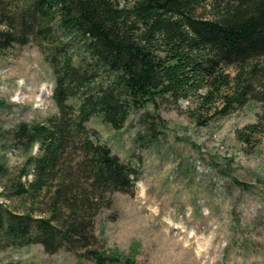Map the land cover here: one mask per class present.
Segmentation results:
<instances>
[{
	"label": "trees",
	"instance_id": "1",
	"mask_svg": "<svg viewBox=\"0 0 264 264\" xmlns=\"http://www.w3.org/2000/svg\"><path fill=\"white\" fill-rule=\"evenodd\" d=\"M29 43L51 71L56 112L7 131L22 160L15 172L0 162V197L17 203L0 201V248L90 243L96 212L113 192L132 191L135 169L88 117L117 129L159 101L205 125L264 103V0H0V56ZM158 119L142 112L133 140L151 143ZM263 130L257 113L234 134L251 148ZM89 255L104 264L102 253Z\"/></svg>",
	"mask_w": 264,
	"mask_h": 264
},
{
	"label": "rangeland",
	"instance_id": "2",
	"mask_svg": "<svg viewBox=\"0 0 264 264\" xmlns=\"http://www.w3.org/2000/svg\"><path fill=\"white\" fill-rule=\"evenodd\" d=\"M52 86L51 71L32 43L0 56V162L9 171L17 170L22 156L7 131L54 114ZM144 111L159 121L151 143L140 146L133 137ZM257 113H264V103L249 100L196 125L158 101L157 108L149 103L130 111L117 129L88 117L86 126L135 169L132 191L113 192L111 203L96 212L90 243L53 252L40 243L6 246L0 263L97 264L89 255L94 250L105 256L104 264H124V258L132 264H264V130L251 148L234 134Z\"/></svg>",
	"mask_w": 264,
	"mask_h": 264
}]
</instances>
